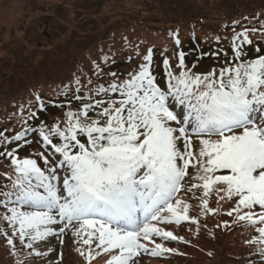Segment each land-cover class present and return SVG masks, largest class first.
I'll use <instances>...</instances> for the list:
<instances>
[{
	"label": "snow or ice",
	"instance_id": "obj_1",
	"mask_svg": "<svg viewBox=\"0 0 264 264\" xmlns=\"http://www.w3.org/2000/svg\"><path fill=\"white\" fill-rule=\"evenodd\" d=\"M238 23L232 25L231 57H220L221 50L200 53L189 66L181 50L175 65L164 56L161 73L152 48L141 54L139 45L125 40L133 52L127 62L139 59L126 74L111 70L115 58L104 54L91 71L98 81L109 77L107 83H94L92 76L82 83L74 75L69 84L48 94L34 91L20 105L21 130L12 136L0 131V156L12 169L0 190V220L11 234L0 229V236L13 256L19 240L24 257L16 264L47 257L53 249L36 246L53 236L63 245L69 231L82 245L76 251L85 264L102 254L109 256L106 264H133L141 253L176 252L156 240L184 242L160 225L188 222L199 231L190 205L177 198L190 167L198 183L186 190L202 189L201 216L218 211L209 207L213 191L217 203L236 198L225 213L231 224L219 226L254 229L257 235L245 243L258 260L248 264H264V54L247 58L246 50L253 43L249 33L264 35V23L237 32ZM169 35L179 47L178 33ZM206 55L218 58L216 65L200 71ZM49 108L61 112L51 123L41 119ZM33 143L38 150L21 157L20 149Z\"/></svg>",
	"mask_w": 264,
	"mask_h": 264
},
{
	"label": "rangeland",
	"instance_id": "obj_2",
	"mask_svg": "<svg viewBox=\"0 0 264 264\" xmlns=\"http://www.w3.org/2000/svg\"><path fill=\"white\" fill-rule=\"evenodd\" d=\"M150 1L0 0V131L8 129L6 135L12 136L21 130L17 122L18 109L34 91L52 93L58 86L69 84L74 75L80 77L83 83L86 77L92 76L93 62L99 63L104 54L115 58L111 70L126 74L139 63V59L134 57L131 63L127 62V57L133 52L125 40L132 46L139 45L141 54H145L149 48H155L154 67L162 71L164 56L175 65L174 53L187 45L189 40L197 39L199 49L204 46L211 53L221 50L220 57L230 50V38L234 35L232 29H225L214 20L177 27L180 39L177 47L168 34V31L176 33V25L171 27L153 23L146 11L147 2ZM96 37L98 40H95ZM216 37L220 38L219 42ZM249 37L253 41L251 45L264 46V35L260 32H250ZM217 59L211 56L201 71L210 70L216 65ZM92 79L94 83H107L110 78L105 76L98 81L92 76ZM78 104L74 102L73 106ZM48 113V117L52 116L48 123L61 115L56 108H49ZM25 149L26 152H33L38 146L32 144ZM193 150H199V141L196 139L193 140ZM0 151H5L3 144H0ZM11 171L10 160L0 156V190L10 183L7 175ZM195 173L196 169H188V176L184 180L185 189L180 192L178 199L190 205L189 216L199 220V231L196 225L188 222H182L179 226L160 225L174 235L183 237L184 242L157 239V243L163 242L165 247L176 249V252L159 257L141 253L134 258L133 264H248L249 259L258 260L255 256L249 257L254 246L245 243L257 235L254 229L245 227L243 223L234 224L226 231L217 227L224 222L231 223V220H226L224 213L235 206L236 198L217 203L218 196L213 191L207 198L208 203L219 211L215 215L201 216L199 204L202 189H193L192 192L186 190L192 183H198L192 180ZM4 211L0 207V215ZM0 229H7L9 233L3 220H0ZM63 239V245L55 236L41 242L36 246L38 250L43 252L52 248L53 251L47 257L28 258L24 264H84L85 261L76 251L82 245L74 243L75 238L70 231L64 234ZM15 243L18 256L11 254L4 237L0 236V264H16L18 258L24 257L19 240ZM107 259L109 256L102 254L91 264H106Z\"/></svg>",
	"mask_w": 264,
	"mask_h": 264
},
{
	"label": "trees",
	"instance_id": "obj_3",
	"mask_svg": "<svg viewBox=\"0 0 264 264\" xmlns=\"http://www.w3.org/2000/svg\"><path fill=\"white\" fill-rule=\"evenodd\" d=\"M151 1L147 2L146 11L151 15L150 18L153 20L152 22L164 26L170 25L171 27H174L176 25V27L174 28V32L176 33H178V31L176 30L177 27H182V25H186V23H194V22L196 23L200 21L209 22L214 20L215 22L221 24L225 29H232L233 23L235 21H238L239 23L236 25V29H238L239 31L242 29V27H249V28L255 27L259 29L260 25L264 23V0H151ZM148 23L153 24L151 22ZM169 33L170 32L168 31V34ZM89 39L90 38H88L87 40ZM95 40H98L97 37L95 38ZM79 45L81 46V44ZM257 47L261 50L259 53L256 52ZM152 49L157 54L155 48ZM181 50L186 53V63H188L189 66L192 64L193 61L196 60V57L200 53H211L210 51H208V49H205L204 46H202V49H199V42L197 39L189 40L188 44L185 45ZM246 50L248 52L247 58H255L260 54H264V46H260V45L246 46ZM227 53L229 57H231V48ZM221 57H223V55ZM210 58L211 55H206L198 63L200 65L207 64ZM154 69H157L162 73V70L159 67L158 68L154 67ZM199 70L201 71V67ZM48 114H49L48 112L46 113V115L44 113L41 114V119H45L48 122L49 118L50 119L52 118V116L48 117ZM57 115H59V113ZM33 145L36 144L33 143ZM22 149H23V151H21L22 153H19L20 155L22 154V157L30 153V152H26L25 147L21 148L20 150ZM209 207L213 209H218L212 206L211 204H209ZM215 214H211V215H215ZM226 220L232 221V217L227 216ZM217 227L218 229L220 228L223 231L227 230V228L225 227H219V226ZM8 230L10 235L11 230L10 229ZM216 235L219 234L216 233ZM205 254L207 256L209 255L208 253Z\"/></svg>",
	"mask_w": 264,
	"mask_h": 264
}]
</instances>
